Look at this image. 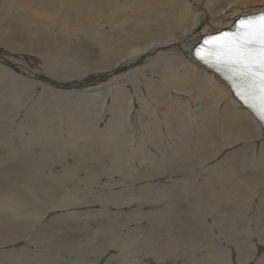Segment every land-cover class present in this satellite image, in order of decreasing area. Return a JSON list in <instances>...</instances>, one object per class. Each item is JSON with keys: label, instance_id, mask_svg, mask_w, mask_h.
<instances>
[{"label": "bare ground", "instance_id": "obj_1", "mask_svg": "<svg viewBox=\"0 0 264 264\" xmlns=\"http://www.w3.org/2000/svg\"><path fill=\"white\" fill-rule=\"evenodd\" d=\"M260 13L0 0V264H264L263 124L193 56Z\"/></svg>", "mask_w": 264, "mask_h": 264}, {"label": "snow or ice", "instance_id": "obj_2", "mask_svg": "<svg viewBox=\"0 0 264 264\" xmlns=\"http://www.w3.org/2000/svg\"><path fill=\"white\" fill-rule=\"evenodd\" d=\"M200 59L221 71L236 94L264 120V13L239 21L234 32L209 41Z\"/></svg>", "mask_w": 264, "mask_h": 264}, {"label": "rangeland", "instance_id": "obj_3", "mask_svg": "<svg viewBox=\"0 0 264 264\" xmlns=\"http://www.w3.org/2000/svg\"><path fill=\"white\" fill-rule=\"evenodd\" d=\"M231 27H229V28H226V29H230ZM225 29V28H224ZM220 32V31H219ZM19 75H22V74H19ZM0 84H1V86L3 87L4 85L0 82ZM0 150H2V148H0ZM17 159H19V158H17ZM136 205H138V204H141V202H142V200H136Z\"/></svg>", "mask_w": 264, "mask_h": 264}]
</instances>
